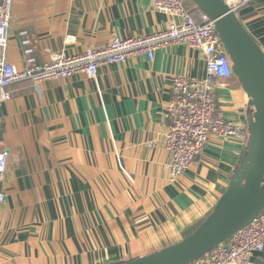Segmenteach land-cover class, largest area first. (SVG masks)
Wrapping results in <instances>:
<instances>
[{"label": "crops", "instance_id": "crops-1", "mask_svg": "<svg viewBox=\"0 0 264 264\" xmlns=\"http://www.w3.org/2000/svg\"><path fill=\"white\" fill-rule=\"evenodd\" d=\"M264 50V0L236 12ZM176 20L153 0H14L6 59L22 67L20 32L42 63L53 53L104 48ZM176 75L203 79L200 49L171 43L125 62L7 88L0 108L8 153L0 206V264H115L180 241L212 210L245 145L211 136L171 181L164 112ZM224 115L244 121L247 97L235 77L217 82ZM239 110L236 112V110ZM264 264V247L253 253Z\"/></svg>", "mask_w": 264, "mask_h": 264}, {"label": "built area", "instance_id": "built-area-1", "mask_svg": "<svg viewBox=\"0 0 264 264\" xmlns=\"http://www.w3.org/2000/svg\"><path fill=\"white\" fill-rule=\"evenodd\" d=\"M14 0H0V108L8 97L7 88L18 81L39 84L75 74L95 78L100 65L122 63L130 56L147 55L171 43H185L200 49L206 60L203 79L176 75L171 100L164 112L165 147L169 152L167 170L171 181L182 175L200 156L211 136L235 139L246 145L247 124L227 118L217 102L218 81L234 77L231 60L215 24L199 9L190 12L183 0H153V8L175 17L164 29L133 37L114 35L104 48H88L80 53L55 52L39 63L32 54L26 31L20 32V45L26 56L22 67L6 59V44ZM233 12L250 0H225ZM239 110L237 109L236 112ZM0 117V206L5 200L3 182L8 153L3 148ZM264 247V210L226 241L187 264H254L253 253Z\"/></svg>", "mask_w": 264, "mask_h": 264}, {"label": "water", "instance_id": "water-1", "mask_svg": "<svg viewBox=\"0 0 264 264\" xmlns=\"http://www.w3.org/2000/svg\"><path fill=\"white\" fill-rule=\"evenodd\" d=\"M215 24L248 101L245 152L211 212L180 241L115 264H187L226 241L264 210V50L225 0H189Z\"/></svg>", "mask_w": 264, "mask_h": 264}, {"label": "trees", "instance_id": "trees-1", "mask_svg": "<svg viewBox=\"0 0 264 264\" xmlns=\"http://www.w3.org/2000/svg\"><path fill=\"white\" fill-rule=\"evenodd\" d=\"M183 4L186 7V9H188L192 13L198 10V8L195 5H193L189 0H183Z\"/></svg>", "mask_w": 264, "mask_h": 264}]
</instances>
